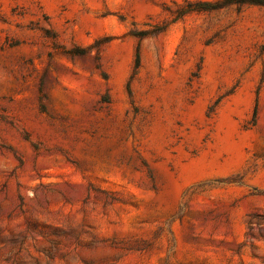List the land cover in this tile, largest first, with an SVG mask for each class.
I'll list each match as a JSON object with an SVG mask.
<instances>
[{
  "label": "rangeland",
  "instance_id": "rangeland-1",
  "mask_svg": "<svg viewBox=\"0 0 264 264\" xmlns=\"http://www.w3.org/2000/svg\"><path fill=\"white\" fill-rule=\"evenodd\" d=\"M257 1L0 0V264H264Z\"/></svg>",
  "mask_w": 264,
  "mask_h": 264
},
{
  "label": "trees",
  "instance_id": "trees-1",
  "mask_svg": "<svg viewBox=\"0 0 264 264\" xmlns=\"http://www.w3.org/2000/svg\"><path fill=\"white\" fill-rule=\"evenodd\" d=\"M228 1H234V0H228ZM235 1H238L237 3H240V4L263 5L261 2H258L257 0H235ZM229 3H231V2H229ZM229 3L225 4V5H229ZM220 7H222V6H217V8H220ZM84 51L85 50H81L79 48H74L72 50L66 51V53L71 54V55H79V54L84 53Z\"/></svg>",
  "mask_w": 264,
  "mask_h": 264
}]
</instances>
